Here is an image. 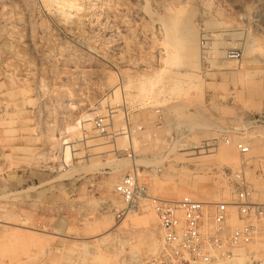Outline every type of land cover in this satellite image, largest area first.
Here are the masks:
<instances>
[{"label":"rangeland","instance_id":"1","mask_svg":"<svg viewBox=\"0 0 264 264\" xmlns=\"http://www.w3.org/2000/svg\"><path fill=\"white\" fill-rule=\"evenodd\" d=\"M71 2L63 16L54 0H0V264H150L159 249L158 243L153 250L152 234L158 242L161 234L157 219L146 221L153 210L142 205L117 217L124 203L114 186L133 172L153 195L169 200L191 195L210 202L218 191L217 200L233 196L229 176L240 166L233 143L221 147L233 152L230 162L218 151L165 155L166 137L188 134L195 144L264 107V0ZM162 14L189 18L196 55L171 52ZM228 48L241 56L228 58ZM123 95L135 110V127L142 126L132 134L134 160L124 153L125 136L93 128L72 166L44 162L47 134L60 136L79 108L108 96L105 111ZM71 101L77 107L65 106ZM115 110L112 130L124 125ZM260 134H248V155L264 159ZM118 160L125 165L114 172ZM247 175L260 199L264 180L256 161Z\"/></svg>","mask_w":264,"mask_h":264},{"label":"built area","instance_id":"2","mask_svg":"<svg viewBox=\"0 0 264 264\" xmlns=\"http://www.w3.org/2000/svg\"><path fill=\"white\" fill-rule=\"evenodd\" d=\"M207 45L204 39L201 42L204 58L209 50ZM241 54L242 51L236 48L226 50L228 58L237 59ZM119 87L123 91L121 82ZM116 108L121 109L124 119V125L118 130L129 140L124 153L127 159L134 160L132 134L142 126L135 127L132 118L135 110L126 102L124 95L116 107L108 105L105 111L95 113L93 127L104 136L118 131L111 127ZM261 131L264 132V107L218 126L210 144L207 139L191 144L188 134L173 132L166 137L165 155L167 150L177 149L187 156H197L214 148L218 141L233 143L240 166L229 176L233 189V196L229 199L207 202L183 195L177 200H169L153 195L147 185L139 181L136 173L129 172L119 179L114 193L124 207L116 213L117 217L124 210L139 209L142 205L151 207L156 215L161 230L160 246L150 264H236L239 257H244L247 264H264V189L261 198L255 199L247 175V167H252L256 161L258 174L264 180V159L248 155L250 145L247 142L248 134L260 135ZM232 214L239 221L233 226L229 224Z\"/></svg>","mask_w":264,"mask_h":264},{"label":"bare ground","instance_id":"3","mask_svg":"<svg viewBox=\"0 0 264 264\" xmlns=\"http://www.w3.org/2000/svg\"><path fill=\"white\" fill-rule=\"evenodd\" d=\"M54 1H56L58 7L60 8V12H61L60 14H62V15H63V13H65L64 11H65L66 6H68L67 9L69 7L74 6L73 2H71V0L70 1H68V0H54ZM162 16H161V20L163 23L162 25L164 27V38H165L164 40H166V43L168 44V48L171 47V52L174 53L176 56H179V54L184 49H186L188 54L193 55V56L196 55V52H197V45L195 43L196 30L194 29L192 24L189 22V18L186 17L183 19H178L176 14L175 15L169 14L166 16L162 14ZM205 23H206V25H210V24H212V21L211 20H205ZM216 51H218V50H216ZM240 65H241V63L238 64L236 67H232V69L233 68L238 69V68H240ZM107 97H102L99 100V103L97 105L95 103L90 104L89 107L85 108L86 110H80L81 108H79V112H78L79 114L75 117V119H73L71 121L69 120L70 122H67L66 124L60 126V136H55L52 131L49 134H47L48 135L47 141L49 142L50 149L40 151V155L43 158L45 163H47L49 159H58L59 164L62 167L73 165L75 157L78 154L82 153L79 145H81L83 143L87 146L88 131H91L94 128L93 127L94 115H95V113L101 112V110L103 108V104H104V102H106ZM107 103H109V100ZM65 106L70 108V109L77 107L75 102L73 103L72 101L69 103H66ZM81 107H83V106H81ZM118 129H120V127L116 128V130H118ZM120 133L121 132H117V133L114 132V135L115 134L119 135ZM259 136L262 137V134H260ZM213 137H214V135L212 137H208L209 144L211 143V138H213ZM76 138H78V139H76ZM259 139H261V138H259ZM198 141L199 140H197V142ZM115 142H116V136H115ZM247 142H249V141H247ZM223 143L224 142H222V141H218L217 145L214 148H210V149L206 150L205 152H206L207 157H211L213 155V153H210L211 151H215V152L218 151L222 155L223 160L233 162L232 160H236L233 152L226 151V150L222 149L221 147H222ZM249 144H250V142H249ZM258 144L264 145V142L259 141L257 143V145ZM54 149L57 151V153L54 151ZM38 156H39V154H38ZM112 162L113 163H111V164H113V167L115 169L114 172H120L121 169L125 165L124 161L118 160L116 162L115 161H112ZM94 165H95V163H94ZM92 166H88V167H92ZM116 175L117 174H114L110 178V183L115 181ZM178 190L179 189L177 188V191ZM222 192L225 193L226 189L222 188ZM179 193L174 192L171 195L174 197V196H177V194H179ZM220 197H221L220 191L211 195V199H214V200H217ZM150 211L148 212L150 214H149L148 218L146 219V221L148 223H150V221L153 222L157 219L155 213L153 211H151V212ZM235 219L237 220L235 214H232L231 220H235ZM153 233H154V231H153ZM160 233H161V230L159 228V234ZM152 235H153L152 240H153V248H154L153 250H156L158 248V243L160 246V238H159V242H158V238L156 237V234H152ZM236 264H247V263L245 262L244 257H239L236 259Z\"/></svg>","mask_w":264,"mask_h":264}]
</instances>
